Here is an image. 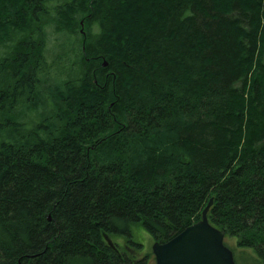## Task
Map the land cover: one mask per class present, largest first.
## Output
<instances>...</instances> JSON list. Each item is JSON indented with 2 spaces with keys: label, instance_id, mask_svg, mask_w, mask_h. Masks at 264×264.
I'll return each instance as SVG.
<instances>
[{
  "label": "trees",
  "instance_id": "obj_1",
  "mask_svg": "<svg viewBox=\"0 0 264 264\" xmlns=\"http://www.w3.org/2000/svg\"><path fill=\"white\" fill-rule=\"evenodd\" d=\"M49 1L0 0V112H40L3 123L0 264H155L132 227L166 241L211 197L264 264V0ZM46 15L74 40L64 67Z\"/></svg>",
  "mask_w": 264,
  "mask_h": 264
},
{
  "label": "rangeland",
  "instance_id": "obj_2",
  "mask_svg": "<svg viewBox=\"0 0 264 264\" xmlns=\"http://www.w3.org/2000/svg\"><path fill=\"white\" fill-rule=\"evenodd\" d=\"M65 0H52L47 3V8L53 12V8L56 5L63 4ZM46 18L49 19V22L44 25V30L46 32L47 36V44H46V50L45 54L47 57L48 62L51 61L52 63H58L60 62L62 67L68 65L70 62V54L68 53L67 48L71 46V41L72 38L68 35L67 32L65 31H55L53 24L50 22L52 21V16L46 15ZM83 32V31H82ZM21 32H18L17 35L15 36V39H19L21 36ZM78 38V36L76 37ZM74 41V40H73ZM72 41V44H74ZM4 51L2 46L0 45V55ZM64 52V53H62ZM58 54H61L62 58L59 60ZM58 71V75H57ZM61 71L60 69L57 68L55 65L52 67L50 75H51V80L58 79L56 78L59 76V79L61 80L64 76L63 74H60ZM40 90L42 91L43 94H40L41 98L43 99V96L49 97V77L45 81L44 85L40 87ZM14 107L10 108V110H4L3 112H0V138L2 136H5L7 131L5 130L6 128L4 127L3 123H6V126H10L11 129L17 133L14 130V126H18L16 129L18 133H24L27 132L29 127H32L35 122L38 121V114L40 115V112L37 110L30 109L29 107L22 106L21 104L18 105L17 109H14ZM14 109V110H13ZM39 110H48L49 111V106L45 109H39ZM15 113V115H14ZM132 233H133V238L140 242L142 244V248L140 249L139 252L144 253L146 251H152L151 246L152 243L154 242L153 236L141 225V224H136L132 227ZM114 240L117 241L118 244L121 246L125 243V238L123 236H116L114 237ZM224 243L232 250L233 255H234V261L236 264H253L248 257L255 258L256 253L250 249V248H245L242 249L240 248L235 239L226 236L224 238ZM242 252H245L244 254H241ZM153 253V252H152Z\"/></svg>",
  "mask_w": 264,
  "mask_h": 264
},
{
  "label": "water",
  "instance_id": "obj_3",
  "mask_svg": "<svg viewBox=\"0 0 264 264\" xmlns=\"http://www.w3.org/2000/svg\"><path fill=\"white\" fill-rule=\"evenodd\" d=\"M212 202L213 197L203 208L199 220L166 241L152 243L155 264H236L232 250L224 243L225 231L208 220Z\"/></svg>",
  "mask_w": 264,
  "mask_h": 264
},
{
  "label": "bare ground",
  "instance_id": "obj_4",
  "mask_svg": "<svg viewBox=\"0 0 264 264\" xmlns=\"http://www.w3.org/2000/svg\"><path fill=\"white\" fill-rule=\"evenodd\" d=\"M43 25V24H42ZM253 105V104H252ZM10 110V109H9ZM14 115H15V113H14Z\"/></svg>",
  "mask_w": 264,
  "mask_h": 264
}]
</instances>
